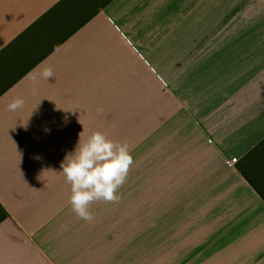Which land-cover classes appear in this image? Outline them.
<instances>
[{
    "label": "crops",
    "instance_id": "crops-1",
    "mask_svg": "<svg viewBox=\"0 0 264 264\" xmlns=\"http://www.w3.org/2000/svg\"><path fill=\"white\" fill-rule=\"evenodd\" d=\"M60 1L0 0V71L80 9L0 94V264H264V0H68L34 26ZM92 131L133 163L84 221L59 172Z\"/></svg>",
    "mask_w": 264,
    "mask_h": 264
},
{
    "label": "clouds",
    "instance_id": "clouds-1",
    "mask_svg": "<svg viewBox=\"0 0 264 264\" xmlns=\"http://www.w3.org/2000/svg\"><path fill=\"white\" fill-rule=\"evenodd\" d=\"M30 76L33 82L39 78L48 81L49 77H54V71L51 66H45L38 72L34 70ZM24 104L25 99L17 95L10 99L6 108L14 112ZM132 163L127 142L113 140L102 131H92L83 142L79 137L74 149L61 161L59 172L70 187L71 211L84 221H92L94 215L90 205L94 201L118 202L117 190L124 184Z\"/></svg>",
    "mask_w": 264,
    "mask_h": 264
},
{
    "label": "trees",
    "instance_id": "trees-1",
    "mask_svg": "<svg viewBox=\"0 0 264 264\" xmlns=\"http://www.w3.org/2000/svg\"><path fill=\"white\" fill-rule=\"evenodd\" d=\"M66 1L68 0H61L58 4H56L54 7H52V9H50L47 13H45L36 23H34V26L37 25L38 23H40L43 19H47L49 17V15L51 13H53V11L55 9H59V7L65 3ZM62 7V6H61ZM62 9V8H61ZM76 8L74 9H70V10H64L62 9L61 11H64V16L61 17V18H58L56 17L54 19V21L49 25V29L48 31L46 32V34H43V35H40V37H44V39L48 38L51 34H54L57 30H59L61 27H62V24L64 23H68L69 21H65L67 19L68 16H70L72 13H74L73 10H75ZM59 13V12H57ZM51 20V19H49ZM49 20L48 22H46L47 24H49ZM72 22V21H71ZM82 24V23H81ZM73 26V27H72ZM80 26V24L78 25H71L70 28L65 31L66 33L64 35H62L61 37H57L51 44L48 48L46 49H28L27 50V53L30 54L29 57H23L22 55H16V56H12V61L10 62V64H12L13 62L17 61V64H22L25 62V60H28L27 58H31V57H34L32 59L31 62H27L26 63V66L23 67L21 70L18 69V67L15 66L14 69H12V71L16 72L17 74L12 77L10 79V81H6L4 82L3 84L0 85V94L5 91L11 84H13V82H15L19 77H21L22 75H24L33 65H35L36 63H38L40 60H42L50 51H52L58 44H60L62 41H64L67 37H69L75 30H77V28ZM51 30V31H50ZM46 37V38H45ZM17 40V39H16ZM15 41V40H14ZM36 44H39L40 47H42V42H40V39H38L36 41ZM8 49H3L1 52H0V56L5 54L6 51ZM6 65V68L9 67V65ZM16 65V64H15ZM5 69V67H4ZM1 72V71H0ZM2 75L4 74H0V77H2ZM9 82V83H8Z\"/></svg>",
    "mask_w": 264,
    "mask_h": 264
},
{
    "label": "rangeland",
    "instance_id": "rangeland-1",
    "mask_svg": "<svg viewBox=\"0 0 264 264\" xmlns=\"http://www.w3.org/2000/svg\"><path fill=\"white\" fill-rule=\"evenodd\" d=\"M73 11H74V13H72L70 16H68L67 19H66L65 21H73V20L75 19V16L78 15V12L80 11V9H79V8H76V9L73 10ZM50 31H51V30H50ZM44 40H45L44 37L41 36V37H40V42H42V45H43V46L40 47L39 49H46V48H48V47L50 46V44L52 43V42H51L50 44H44ZM29 56H30V54H28L27 51H26L24 57H29ZM33 58H34V57L27 58L28 60H25L24 63L19 64V65L17 64V61H15V62H13L12 64H10L8 68H6V66H5V69L3 68V70H1V72H0V74H4V75H2V77H0V83L2 84V83H4V82L10 80L12 77H14V76L17 74L16 72L12 71V69H14L15 66H16V67L19 66L18 69L21 70L23 67L26 66V63H27V62H31ZM15 64H16V65H15ZM1 84H0V85H1Z\"/></svg>",
    "mask_w": 264,
    "mask_h": 264
},
{
    "label": "built area",
    "instance_id": "built-area-1",
    "mask_svg": "<svg viewBox=\"0 0 264 264\" xmlns=\"http://www.w3.org/2000/svg\"><path fill=\"white\" fill-rule=\"evenodd\" d=\"M236 160H237V157H232V158L230 159V161H231L232 163H235Z\"/></svg>",
    "mask_w": 264,
    "mask_h": 264
}]
</instances>
